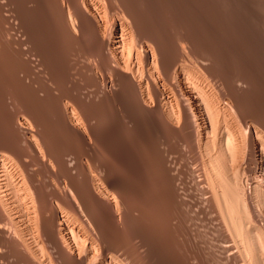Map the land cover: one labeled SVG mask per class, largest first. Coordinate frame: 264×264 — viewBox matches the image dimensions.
Wrapping results in <instances>:
<instances>
[{
	"label": "bare ground",
	"instance_id": "1",
	"mask_svg": "<svg viewBox=\"0 0 264 264\" xmlns=\"http://www.w3.org/2000/svg\"><path fill=\"white\" fill-rule=\"evenodd\" d=\"M0 85V264H264V0H0Z\"/></svg>",
	"mask_w": 264,
	"mask_h": 264
},
{
	"label": "rangeland",
	"instance_id": "2",
	"mask_svg": "<svg viewBox=\"0 0 264 264\" xmlns=\"http://www.w3.org/2000/svg\"><path fill=\"white\" fill-rule=\"evenodd\" d=\"M5 89V90H4ZM0 96L2 95V97H0V110H1V116L3 117V116H7V115H13L12 113H13V111L11 112L10 110V108H7V107H5L6 106V91H7V87L5 86L4 88H3V86L2 85H0ZM4 90V91H3ZM3 97H5L4 99H3ZM1 101H2V103H1ZM4 101V102H3ZM4 103H5V105H4ZM1 104H3V105H1ZM4 108V109H3ZM2 111H3V113H2ZM8 113V114H7ZM1 116H0V119H1ZM202 224H203V222H202ZM215 263V262H214ZM206 264H209V263H206ZM212 264V263H211ZM215 264H217V263H215Z\"/></svg>",
	"mask_w": 264,
	"mask_h": 264
}]
</instances>
